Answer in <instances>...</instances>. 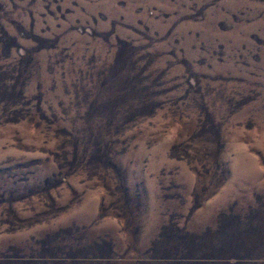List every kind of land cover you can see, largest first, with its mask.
<instances>
[{"label":"rangeland","instance_id":"1","mask_svg":"<svg viewBox=\"0 0 264 264\" xmlns=\"http://www.w3.org/2000/svg\"><path fill=\"white\" fill-rule=\"evenodd\" d=\"M0 264H264V0H0Z\"/></svg>","mask_w":264,"mask_h":264}]
</instances>
